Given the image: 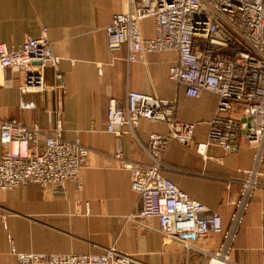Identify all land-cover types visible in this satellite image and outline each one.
Returning <instances> with one entry per match:
<instances>
[{
  "label": "crops",
  "instance_id": "0c3cea01",
  "mask_svg": "<svg viewBox=\"0 0 264 264\" xmlns=\"http://www.w3.org/2000/svg\"><path fill=\"white\" fill-rule=\"evenodd\" d=\"M129 6L130 0H0V43L20 45L46 28L60 58L58 70L49 65L45 71L44 92L25 89L22 73L0 68V125L20 122L52 132L61 123L65 139L90 150L79 182L68 180L63 189L30 184L0 190V264H19L18 253L79 255L111 247L142 264H209L210 253L226 243L224 236L212 234L188 251L159 232L156 217L130 218L143 203L120 158L149 164L144 150L149 136L168 131L165 122L149 119L122 136L107 131L110 98L125 103L130 89L177 101L176 118L196 124L193 145L169 144L165 173L219 212L226 231L234 230L232 264H264V146L241 136L229 152L215 144L204 154L196 150L197 143L207 142L218 96L204 91L200 98L189 97L169 78L176 52L148 53L145 63H129L126 45L109 49L105 27ZM142 33L153 34L152 20L142 23ZM3 148L0 142V160ZM250 172L259 186L245 197L241 182ZM241 202L246 206L235 224Z\"/></svg>",
  "mask_w": 264,
  "mask_h": 264
},
{
  "label": "built area",
  "instance_id": "2783aa9c",
  "mask_svg": "<svg viewBox=\"0 0 264 264\" xmlns=\"http://www.w3.org/2000/svg\"><path fill=\"white\" fill-rule=\"evenodd\" d=\"M153 19V36L144 37L141 23ZM110 50L127 46L129 63H145L153 52H176L169 78L185 88L186 95L200 98L204 91L218 96L209 123L207 143H197L204 154L215 144L231 151L241 136L264 146V0H130L127 11L116 13L105 27ZM60 58L52 51L47 29L40 37L28 36L22 44L0 43V68L20 72L24 88L44 92L45 71L58 70ZM56 79L64 90L62 75ZM177 101L130 89L127 100H109L107 131L117 136L131 133L143 119L165 122L168 131L152 133L144 150L149 164L121 159L131 175V188L142 199V209L130 216L136 222L156 217L159 232L175 239L188 250L212 234L226 243L210 253L209 264H232L228 252L235 236L226 231L222 215L192 198L165 173L163 155L172 141L193 145L196 124L176 118ZM3 153L0 160V190L38 184L63 189L68 180L78 181L88 162L89 148L67 140L62 124L52 132L39 125L3 121L0 125ZM241 182L249 196L259 184L256 173ZM246 202L239 204L235 224ZM19 264H142L114 247L103 253L45 254L18 253Z\"/></svg>",
  "mask_w": 264,
  "mask_h": 264
},
{
  "label": "bare ground",
  "instance_id": "6f19581e",
  "mask_svg": "<svg viewBox=\"0 0 264 264\" xmlns=\"http://www.w3.org/2000/svg\"><path fill=\"white\" fill-rule=\"evenodd\" d=\"M148 19H150V20H152V25H153V19H151V18H148ZM141 31H142V23H141ZM143 34V33H142ZM144 36V35H143ZM151 36H153V34L151 35ZM151 36H148V37H151ZM144 37H147V36H144ZM161 99V98H160ZM150 120V119H149ZM152 121H154V120H152ZM180 121V120H179ZM181 122H183V121H181ZM189 123V122H188ZM207 143V142H206ZM225 152V151H224Z\"/></svg>",
  "mask_w": 264,
  "mask_h": 264
},
{
  "label": "rangeland",
  "instance_id": "374dc122",
  "mask_svg": "<svg viewBox=\"0 0 264 264\" xmlns=\"http://www.w3.org/2000/svg\"><path fill=\"white\" fill-rule=\"evenodd\" d=\"M103 252H105V250H103L102 252H100V253H103Z\"/></svg>",
  "mask_w": 264,
  "mask_h": 264
}]
</instances>
